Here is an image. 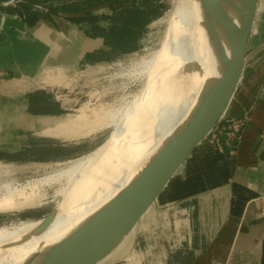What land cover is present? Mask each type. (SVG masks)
Returning a JSON list of instances; mask_svg holds the SVG:
<instances>
[{"label":"crops","instance_id":"obj_1","mask_svg":"<svg viewBox=\"0 0 264 264\" xmlns=\"http://www.w3.org/2000/svg\"><path fill=\"white\" fill-rule=\"evenodd\" d=\"M9 1H0V163L71 158L96 133L77 139L41 134L64 143L32 141L25 149L19 141L30 133L56 132L57 124L68 116L64 114L69 95L62 90L71 85L73 72L92 64L88 55L110 48L104 38L90 35L86 27L73 21L67 27L47 22L38 14L34 0ZM234 101L228 118L243 113L250 116L241 142L235 144L236 156L220 160L209 144L197 146L194 163L208 168L209 178L218 177L219 183L208 187L209 182H193L198 166L187 169L184 176L193 193L175 200L172 219L161 222L170 234L171 250L160 256L148 252L146 260L157 257V264H264V62L254 69ZM209 148L215 155H209ZM44 150L48 154L42 158L33 154ZM24 151L30 153L27 158L20 156ZM6 178L0 176V181ZM164 190L160 195L168 192ZM131 242L133 250L144 246L142 234ZM117 261L112 258L109 264Z\"/></svg>","mask_w":264,"mask_h":264},{"label":"bare ground","instance_id":"obj_2","mask_svg":"<svg viewBox=\"0 0 264 264\" xmlns=\"http://www.w3.org/2000/svg\"><path fill=\"white\" fill-rule=\"evenodd\" d=\"M174 2L177 9L170 15L171 20L175 19L170 42L154 51L151 57L140 60V74L153 76L149 84L126 106L109 109V118H106L109 121L99 119L98 109L93 110L98 116H94L97 118L94 121L84 109L56 126L55 133L69 139L114 127L100 146L80 158L57 163L58 168L25 185L10 178L7 169L1 172L0 176L7 177L0 181V212L3 213L33 207L46 194L41 191L45 187L58 185L73 189V195L67 201L69 206L61 212L66 213L63 223L52 227L59 217L62 198L54 221L39 235H30L40 224L39 219L0 227V264H21L32 254L60 242L176 140L204 84L218 74V66L216 51L204 25L212 18L215 22L212 0ZM2 167L7 168L5 164Z\"/></svg>","mask_w":264,"mask_h":264},{"label":"rangeland","instance_id":"obj_3","mask_svg":"<svg viewBox=\"0 0 264 264\" xmlns=\"http://www.w3.org/2000/svg\"><path fill=\"white\" fill-rule=\"evenodd\" d=\"M34 1H36V8L40 12H38V14H40L42 18H44L47 22L54 23L59 27L63 25L67 27L69 26L67 22L72 21L67 18H61L59 14H57V12L61 11H57L55 10V8L62 5L72 6V4L85 2L87 0ZM174 1L175 0H138V2H136L135 4H124L118 9L112 8L110 6V3L106 2V0H99L101 4H96L82 10H80V6L76 5L75 8L80 10L78 12H88L89 10L95 8V10L89 12L88 15L84 17V19L86 20L74 22L79 26L82 25L83 27H86L88 30H91V26L93 24L101 26L103 28H107L109 30L116 23L112 20V17L125 16L128 13V10L131 8L148 9L151 5L153 6L155 13L151 10V12L147 14L146 17H152L154 15L155 18L142 30V33L137 37L136 41L133 43L129 42L130 44L124 42V40H121L118 37L119 33L117 30L113 31L117 33V38L113 40L114 42H116L117 46L116 49H110V54L106 58V60L88 65L85 64L84 66H82L81 70L79 66L77 71L73 72V81L71 82V85L69 83L66 84V86L69 87L62 90L64 93L69 95L67 96L66 101L68 102V104L66 106L67 109L65 110L64 114L68 116H65V119L72 118V116H75L85 109L90 112L92 118L94 116H97L96 114H94L95 112H93V110H99V119H104L103 121L105 122L109 121V119H106L109 118V109H111L112 107L123 105L126 106L141 92L143 87L149 84L153 76L147 77L140 74V68L138 67H140V63L143 59L151 57V54L157 52L161 47L167 45L170 42L172 37L171 32L173 24L175 22V19H170V15L174 10L177 9ZM12 2L13 0H10L9 4H11ZM96 2L98 1H95L93 4H95ZM50 4L52 6L51 8L48 6ZM99 6L103 7L100 9H96ZM259 48L260 51L254 54V52ZM247 54L248 60L246 63V73H244V78L242 77L243 79H241L238 90L247 85V82L253 74L254 69H256L258 65L264 62V0H259L258 2V9L251 37L248 43ZM133 67H135V70ZM238 90L235 93L229 109L227 110L221 123L204 142L200 143L202 145L205 143L209 144L210 147L212 146V148L218 154L220 160H224L223 157H225V159H233L237 154V146H235V144L231 142V139H229V136L226 135L225 130L228 129L233 131V129L240 122L239 120L244 119L245 127L241 132L242 136L244 129L250 122V116L248 115V113H243L244 115H241L237 118H228L227 114L230 113L229 110L234 105V100L236 98V95L238 94ZM100 110H104V115ZM97 118L94 117V121ZM112 129H114V127L104 129L93 135V141L80 147V154H77L71 158H66L64 160H53L49 162L21 161L19 163H5L7 168H0V174L1 172H4L5 169H7L9 171L8 175L10 178H12L19 184L25 185L26 183H28V181L30 182L37 178H40L58 168L57 163H63L68 160L80 158L81 156L92 153L108 138ZM41 134L57 138L63 137V135H61L60 133L49 134L48 132H46V130L43 131V133H30L29 137L26 136L24 141H19L21 144H23L21 145V147L25 149V146H27L28 143L32 141H34L35 143H39L38 141H40V144H42L43 142L45 143L46 140L57 144L64 143L58 139H46L42 137ZM214 135L216 136L214 137ZM208 151L209 155L214 154L212 153L210 148ZM9 154H11V152ZM33 154H35L36 157L42 158L46 156L48 152L45 150L39 152L34 151ZM29 155L30 153H26L25 151L20 153V156H22L23 158H27ZM192 156L176 171L174 176L171 178L169 186L165 187L168 192L158 197L150 210L141 218L134 232L124 241L120 248L102 264H109L112 258L118 259L115 264H157L158 261H160V259L158 260L157 257L149 258V260H146L148 252L152 253V255L154 256H160L162 254H166V250H171V244L169 242L170 234H168V232L164 230L161 222L172 219V207L175 200H181V198L185 196V198L187 199V197H189L193 193L192 191H188V185L190 184V182L186 181L190 180L186 178L187 176H184V174L188 172L187 169L192 168L196 165L198 166L196 168L194 167L197 171L192 174L194 177H192L191 181L193 182L201 181L202 185H205L207 182H209V184H206L208 187H212V185H218L219 183V180H217L218 177L210 179L209 177L212 172L207 171L208 168L205 170L204 166L195 164L193 161L194 157ZM3 164L4 163H1L0 165ZM45 189H42L41 191L42 193H46V196L44 195V197L40 198L38 200V203H36L33 207L26 209H17V211L15 212H0V227L9 226L13 223L18 224L19 222H28L41 219L45 215L50 213L54 206L57 207V204L63 198V202L60 208V214L58 219L56 220L57 223L55 222L52 227L59 225L66 214L61 212L66 206H69V203L67 204V201L70 199V195H73L71 194L73 193V189L71 190L67 188L66 190L65 187L59 188L58 185L45 187ZM61 189L65 190L62 191ZM59 190H61L62 192L60 193ZM164 191L165 190H163L162 192ZM140 234H142L144 238V246H140L137 248V250H133L131 247V240L136 236L139 237Z\"/></svg>","mask_w":264,"mask_h":264},{"label":"water","instance_id":"obj_4","mask_svg":"<svg viewBox=\"0 0 264 264\" xmlns=\"http://www.w3.org/2000/svg\"><path fill=\"white\" fill-rule=\"evenodd\" d=\"M21 0H13L19 2ZM259 0H212L213 18L204 25L217 54L218 74L204 84L197 102L164 153L152 158L109 202L60 242L27 257L21 264H100L135 230L176 171L223 120L238 90L248 60ZM99 6L96 9H100ZM61 11L67 19L89 12ZM211 18V17H210ZM260 51L257 49L254 54ZM56 207L39 219L30 235H39L54 221Z\"/></svg>","mask_w":264,"mask_h":264},{"label":"trees","instance_id":"obj_5","mask_svg":"<svg viewBox=\"0 0 264 264\" xmlns=\"http://www.w3.org/2000/svg\"><path fill=\"white\" fill-rule=\"evenodd\" d=\"M95 1V4H93ZM106 2L110 3V6L114 9H118L119 7L126 5L135 4L138 0H106ZM101 4L99 0H87L85 2H79L72 4V6L62 5L55 8V10L59 11H72L78 12L82 9L88 8L90 6ZM80 6V10L76 9L75 7ZM155 10L153 6H149L148 9H141V8H131L128 10V13L125 16L121 17H112V20L116 22L109 30L107 28H103L101 26H97L93 24L91 30H88V33L94 37H102L106 41V45L110 49H116V42L117 38L115 30L118 31V37L121 40H124L126 43H133L136 41L137 37L142 33V30L155 18L154 15L151 17H146L147 14ZM73 22H80L81 20H86L84 18H74L70 19ZM88 20V18H87ZM129 43V44H130ZM111 51V50H110ZM110 51H103L99 50L87 56V60L90 63H95L99 61L106 60L109 56Z\"/></svg>","mask_w":264,"mask_h":264},{"label":"built area","instance_id":"obj_6","mask_svg":"<svg viewBox=\"0 0 264 264\" xmlns=\"http://www.w3.org/2000/svg\"><path fill=\"white\" fill-rule=\"evenodd\" d=\"M240 122L237 124V126L233 129V131L232 130H228V129H226L225 131H226V135H228L229 136V139H231V142L233 143V144H237V143H239L240 142V140H241V138H242V136H241V132H242V130H243V128L245 127V121H244V119H240L239 120ZM216 135H214V137H215ZM236 146V145H235ZM233 152H235V151H233ZM232 152V153H233ZM264 212V211H263Z\"/></svg>","mask_w":264,"mask_h":264}]
</instances>
